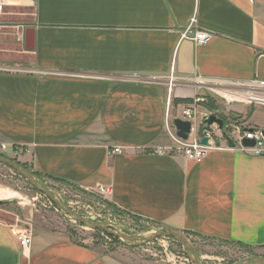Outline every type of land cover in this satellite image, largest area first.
<instances>
[{"label": "crops", "instance_id": "obj_1", "mask_svg": "<svg viewBox=\"0 0 264 264\" xmlns=\"http://www.w3.org/2000/svg\"><path fill=\"white\" fill-rule=\"evenodd\" d=\"M3 1L0 23L9 27L0 37L15 31L30 63L0 72V144L24 147L22 164L46 179L91 193L110 188L99 196L160 229L264 250V157L221 142L189 161L170 134L204 85L264 81V0ZM193 20L190 36L212 35L205 45L181 38ZM196 107L193 137L206 113L235 127L223 109ZM23 228L25 249L14 234ZM23 228L0 219V264H133Z\"/></svg>", "mask_w": 264, "mask_h": 264}, {"label": "rangeland", "instance_id": "obj_2", "mask_svg": "<svg viewBox=\"0 0 264 264\" xmlns=\"http://www.w3.org/2000/svg\"><path fill=\"white\" fill-rule=\"evenodd\" d=\"M6 38L0 37V72L19 71L12 67L30 63V59L20 58L18 43L14 40L15 31ZM3 64V63H2ZM180 86L175 84L173 89ZM200 98L216 99L217 105L225 111L227 123L247 129L251 126H264V106L232 104L215 98L213 93L202 88ZM203 105L205 104L202 103ZM201 104V105H202ZM243 109H245L243 111ZM249 122V123H248ZM245 124V126H243ZM237 138V133L233 135ZM6 144V143H1ZM10 152L0 151V155L22 165V160L16 156H8ZM28 171L35 175L32 167ZM26 169V168H25ZM36 178L44 184L57 200L65 204L71 211L86 219H93L110 227L112 231L128 235L148 236L161 230L154 223L138 219L114 206L103 197L67 183L52 181L39 175ZM17 192L18 197L12 199L0 198L4 202L0 206V219L8 224H18L19 227H34L61 233L77 244L97 249L100 253L116 251L133 264H194L185 253L183 246L174 239H158L149 244H132L109 236L98 230H91L75 221L58 208L47 196L38 192L24 177L12 168L0 164V193ZM189 243L202 264H242L253 257H264V250L251 249L236 243L214 241L197 235L180 233ZM112 250V251H111ZM110 251V252H109Z\"/></svg>", "mask_w": 264, "mask_h": 264}, {"label": "built area", "instance_id": "obj_3", "mask_svg": "<svg viewBox=\"0 0 264 264\" xmlns=\"http://www.w3.org/2000/svg\"><path fill=\"white\" fill-rule=\"evenodd\" d=\"M251 4H256L261 0H248ZM6 3L3 0H0V19L5 13ZM195 23V20L192 21L190 27L185 31L181 38L193 41L197 46H202L208 43L212 35L205 31H196L193 36L189 35V29ZM8 25H3L0 23V30L8 28ZM169 85L172 89L173 85L178 82V79L173 73H171L169 79ZM215 84L204 85V88L213 93L215 98L223 100L228 106L232 104H245V105H259L264 106V81L258 79H252L249 81H235V82H213ZM216 100V99H215ZM206 101V98H200L194 100V104L189 105L183 112L182 119L193 123V120L197 117L196 105L202 104ZM216 115L215 113H206L203 115L201 121V130L197 136L190 134L188 141H183L178 136L170 132L172 139L177 143L178 147L176 148L183 156L189 161H201L207 154L213 149L221 148L219 143L225 142L228 147V142L223 136V132L219 129L218 125L214 124L209 126L206 123V120L210 116ZM169 128V127H168ZM230 139L235 143V148H238L246 153H250L256 157H264V134L263 130L260 129H241L240 126L232 127L230 130H226ZM237 133V138H234L233 135ZM203 138H208V145L204 146L201 144ZM252 140L255 141V147L245 148L243 146V140ZM229 148V147H228ZM0 151L7 152L11 151L12 156L19 157L24 151V147L19 145L11 144H2L0 145ZM123 149L115 148L113 153H121ZM167 151L159 149L158 154L163 155ZM92 193L108 196L111 194V190L108 187L99 186ZM16 238L18 239L22 249L28 247L31 243V235L26 229H19L14 232Z\"/></svg>", "mask_w": 264, "mask_h": 264}, {"label": "water", "instance_id": "obj_4", "mask_svg": "<svg viewBox=\"0 0 264 264\" xmlns=\"http://www.w3.org/2000/svg\"><path fill=\"white\" fill-rule=\"evenodd\" d=\"M33 44V29H28L26 31V51L32 52V48L30 47ZM206 123L211 125H218L219 129L223 132V136L228 142V145L230 148H235V143L230 139V137L227 134V129L225 126V122L212 115L209 117V119L206 120ZM174 126L177 130V136L183 141H188L189 134L192 131V125L189 121H183L181 119H176L174 121ZM264 134V130H263ZM243 146L245 148H253L255 147V141L252 140H243ZM201 144L204 146L208 145V138H203L201 140ZM0 164L6 165L10 168H12L14 171H16L18 174H20L22 177H24L33 187L40 193L47 196L58 208H60L62 211H64L70 218L91 229V230H100L107 234L113 235L125 242L132 243V244H149L152 243L158 239H174L177 240L184 248L185 253L189 256V258L193 261L194 264H202L199 258L197 257L196 253L192 250L191 246L187 242V240L178 232L168 230V229H161L159 231L153 232L148 236H141V235H128L121 232H115L110 229V227L105 226L101 223H97L93 219H86L79 215L78 213H75L71 211L65 204L59 202L51 191H48L44 184L40 182L36 176L32 173H30L27 169H25L22 165L16 163L15 161L8 159L7 157L0 155ZM4 202L0 200V206L3 205ZM242 264H264V257H253L250 259H247Z\"/></svg>", "mask_w": 264, "mask_h": 264}, {"label": "trees", "instance_id": "obj_5", "mask_svg": "<svg viewBox=\"0 0 264 264\" xmlns=\"http://www.w3.org/2000/svg\"><path fill=\"white\" fill-rule=\"evenodd\" d=\"M204 107L206 108V109H208V110H213V112H216V111H218V110H220V107L217 105V103H216V101L214 100V99H209L208 97L206 98V101H205V104H204ZM22 166L24 167V168H26V169H28L27 168V166L25 165V164H22ZM35 173V172H34ZM35 176H39V174H37V173H35ZM54 180V179H53ZM57 181V180H56ZM58 181H60V180H58ZM60 182H64V181H60ZM137 218V217H136ZM139 219V218H138ZM98 231H100V230H98ZM103 232V231H102ZM105 233V232H104ZM107 234V233H106ZM107 235H109V236H113V235H110V234H107ZM119 239V238H118ZM236 244H238V245H241V246H246V245H244L243 243H240V242H238V243H236ZM247 247V246H246ZM112 251V250H111ZM110 252V251H109Z\"/></svg>", "mask_w": 264, "mask_h": 264}, {"label": "bare ground", "instance_id": "obj_6", "mask_svg": "<svg viewBox=\"0 0 264 264\" xmlns=\"http://www.w3.org/2000/svg\"><path fill=\"white\" fill-rule=\"evenodd\" d=\"M17 197H18L17 192L8 191L6 193H0V198H4V199H12V198H17Z\"/></svg>", "mask_w": 264, "mask_h": 264}]
</instances>
